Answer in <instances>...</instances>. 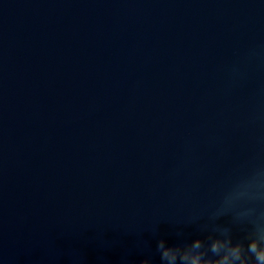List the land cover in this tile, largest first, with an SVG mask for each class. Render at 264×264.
Here are the masks:
<instances>
[{
  "label": "water",
  "instance_id": "water-1",
  "mask_svg": "<svg viewBox=\"0 0 264 264\" xmlns=\"http://www.w3.org/2000/svg\"><path fill=\"white\" fill-rule=\"evenodd\" d=\"M262 170L264 0H0L6 264H160Z\"/></svg>",
  "mask_w": 264,
  "mask_h": 264
},
{
  "label": "clouds",
  "instance_id": "clouds-1",
  "mask_svg": "<svg viewBox=\"0 0 264 264\" xmlns=\"http://www.w3.org/2000/svg\"><path fill=\"white\" fill-rule=\"evenodd\" d=\"M264 177V170L260 173ZM256 186L264 189V179ZM257 198L264 200V191L257 192ZM235 196L224 200V206L230 207ZM215 213L200 225L192 234L185 235L182 228L176 230L177 239L169 240L165 235L157 239L160 264H264V209L252 206L241 210L234 220L238 224H249L234 230L232 227L216 225ZM200 214H193L185 222L199 219ZM0 264H6L0 256ZM123 264H153L150 256L139 261L125 258Z\"/></svg>",
  "mask_w": 264,
  "mask_h": 264
}]
</instances>
